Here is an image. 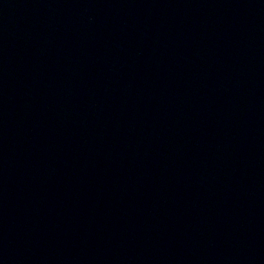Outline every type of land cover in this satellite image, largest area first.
Instances as JSON below:
<instances>
[{
	"label": "water",
	"instance_id": "95a60500",
	"mask_svg": "<svg viewBox=\"0 0 264 264\" xmlns=\"http://www.w3.org/2000/svg\"><path fill=\"white\" fill-rule=\"evenodd\" d=\"M0 264H264V0H0Z\"/></svg>",
	"mask_w": 264,
	"mask_h": 264
}]
</instances>
